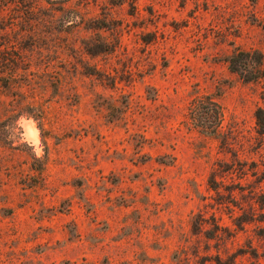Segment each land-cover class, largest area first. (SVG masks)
Listing matches in <instances>:
<instances>
[{
    "label": "rangeland",
    "instance_id": "rangeland-1",
    "mask_svg": "<svg viewBox=\"0 0 264 264\" xmlns=\"http://www.w3.org/2000/svg\"><path fill=\"white\" fill-rule=\"evenodd\" d=\"M0 264H264V0H0Z\"/></svg>",
    "mask_w": 264,
    "mask_h": 264
}]
</instances>
